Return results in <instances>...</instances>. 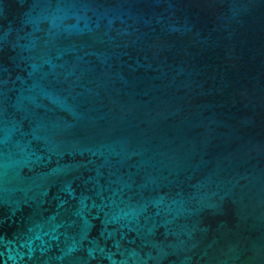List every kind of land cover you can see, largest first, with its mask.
I'll use <instances>...</instances> for the list:
<instances>
[{
  "label": "water",
  "instance_id": "water-1",
  "mask_svg": "<svg viewBox=\"0 0 264 264\" xmlns=\"http://www.w3.org/2000/svg\"><path fill=\"white\" fill-rule=\"evenodd\" d=\"M0 264H264V0H0Z\"/></svg>",
  "mask_w": 264,
  "mask_h": 264
}]
</instances>
